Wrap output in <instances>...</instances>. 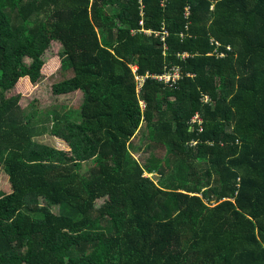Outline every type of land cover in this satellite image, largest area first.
<instances>
[{"label": "trees", "instance_id": "trees-1", "mask_svg": "<svg viewBox=\"0 0 264 264\" xmlns=\"http://www.w3.org/2000/svg\"><path fill=\"white\" fill-rule=\"evenodd\" d=\"M53 42L70 150L8 96ZM0 173V264H264V0H0Z\"/></svg>", "mask_w": 264, "mask_h": 264}, {"label": "rangeland", "instance_id": "rangeland-1", "mask_svg": "<svg viewBox=\"0 0 264 264\" xmlns=\"http://www.w3.org/2000/svg\"><path fill=\"white\" fill-rule=\"evenodd\" d=\"M61 45L52 43L51 49L45 55V66L41 71L40 80L33 83L29 78L19 81L17 86L9 92L8 96L21 95V106L27 113H36L37 117L32 121L36 131V140L47 145L54 146L61 150H70L68 144L60 138L51 136L47 127L50 126L51 113L54 111L68 112L78 110L83 101V94L78 91L69 95L56 96L52 92L53 84L63 81L65 75L60 71L59 51ZM70 72L68 77H72ZM147 140H142L141 132H139L132 140L131 145L134 147L133 155L141 162L149 157V152L145 148ZM159 156H164L163 148L157 150ZM157 184L156 174L148 175ZM11 190L8 179L4 173H0V192L9 193ZM58 208L54 212L58 213ZM20 249L21 244L14 245Z\"/></svg>", "mask_w": 264, "mask_h": 264}, {"label": "built area", "instance_id": "built-area-1", "mask_svg": "<svg viewBox=\"0 0 264 264\" xmlns=\"http://www.w3.org/2000/svg\"><path fill=\"white\" fill-rule=\"evenodd\" d=\"M186 15H188V12L186 13ZM180 77H181V73H180L179 68L173 67L169 71L164 73L163 75L157 76V79H159V81L165 82L172 86L178 79H180ZM142 83H143V80L139 83V86H141ZM205 101L209 102V99L205 98ZM141 105L144 107L145 104L143 101L141 102ZM193 123L201 124V120L199 119L198 116L193 119Z\"/></svg>", "mask_w": 264, "mask_h": 264}]
</instances>
